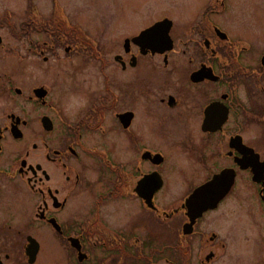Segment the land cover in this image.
<instances>
[{
    "label": "flooded vegetation",
    "instance_id": "1",
    "mask_svg": "<svg viewBox=\"0 0 264 264\" xmlns=\"http://www.w3.org/2000/svg\"><path fill=\"white\" fill-rule=\"evenodd\" d=\"M22 4L9 60L0 36V264H230L238 209L262 241L264 0Z\"/></svg>",
    "mask_w": 264,
    "mask_h": 264
},
{
    "label": "rangeland",
    "instance_id": "2",
    "mask_svg": "<svg viewBox=\"0 0 264 264\" xmlns=\"http://www.w3.org/2000/svg\"><path fill=\"white\" fill-rule=\"evenodd\" d=\"M23 0H0V36L4 39V45H6L5 48V54L2 58L5 60L10 59V43H11V38H10V10L12 11H17V12H22V4ZM260 12V17L258 20V25L264 26V10H259ZM15 22H19L20 19H14ZM14 45H22L23 41L18 40L15 38V40H12ZM185 159H187L185 157ZM174 162L178 165V159L175 158ZM188 163V162H187ZM250 195V190H244L242 193V198L245 197L247 198ZM236 197V195H234ZM240 208L242 209L243 207V200L242 203L239 202ZM238 214H240V223H241V229L239 233V238L236 237V231L234 230L233 232H229L225 229L226 234H230V236L234 237V244L233 246L237 248V260L233 263L231 262L230 264H264V243H262L264 240V232H261L262 236V241H254L253 236L251 234V229L250 227H253V229L257 230L258 234H260V229L256 227V225H253L252 223L248 222V219L252 220V217H249L248 215L250 213H246L243 210L238 209ZM254 213L255 217L258 219H264L261 215V211L259 210L258 207L254 208ZM261 223L260 221H258ZM264 222V220H263ZM262 244V245H260ZM259 246H263V249L260 248ZM236 252V250H234ZM184 253V252H183ZM178 256H183L185 254H181V251H178L177 253ZM226 263H229V259H226Z\"/></svg>",
    "mask_w": 264,
    "mask_h": 264
},
{
    "label": "water",
    "instance_id": "3",
    "mask_svg": "<svg viewBox=\"0 0 264 264\" xmlns=\"http://www.w3.org/2000/svg\"><path fill=\"white\" fill-rule=\"evenodd\" d=\"M214 182H216V181H214ZM214 188L220 189L221 187L218 185L216 186L214 184H209L207 186L200 188L195 194H193L192 198H202V197L206 198L207 195L209 194V192H211ZM223 193H225V190L223 192H221L220 195H222ZM213 196H217V194L213 195Z\"/></svg>",
    "mask_w": 264,
    "mask_h": 264
}]
</instances>
